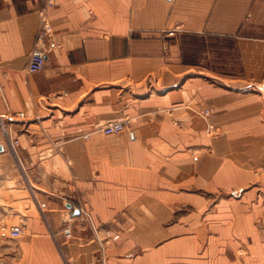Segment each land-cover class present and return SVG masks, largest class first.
Returning a JSON list of instances; mask_svg holds the SVG:
<instances>
[{"label": "crops", "instance_id": "1", "mask_svg": "<svg viewBox=\"0 0 264 264\" xmlns=\"http://www.w3.org/2000/svg\"><path fill=\"white\" fill-rule=\"evenodd\" d=\"M47 1L0 0V109L60 165L44 189L0 153V264H264V0H54L28 73Z\"/></svg>", "mask_w": 264, "mask_h": 264}, {"label": "rangeland", "instance_id": "2", "mask_svg": "<svg viewBox=\"0 0 264 264\" xmlns=\"http://www.w3.org/2000/svg\"><path fill=\"white\" fill-rule=\"evenodd\" d=\"M178 39L180 41L179 43L183 45L182 53L184 59L189 63L198 62L197 56L204 52L205 43L198 40H184L181 35L178 36ZM156 85L155 83V86ZM19 113L14 114L8 110L0 109V143L6 146V152L2 157L9 158L11 162L16 161L20 165L22 170V183L33 184L37 187L47 189L52 183L55 184L56 180L60 177V165L52 164L44 158H42L39 163L37 162L38 164L32 165L33 167L35 166V169L29 168L30 165L26 159L21 163L18 155H20L23 150H34V142L29 138V126H23V122L29 120V118L35 117L34 114H27V112H24L25 116L21 117ZM211 134L214 135L215 133L212 132ZM17 139H19L20 142L14 143Z\"/></svg>", "mask_w": 264, "mask_h": 264}, {"label": "built area", "instance_id": "3", "mask_svg": "<svg viewBox=\"0 0 264 264\" xmlns=\"http://www.w3.org/2000/svg\"><path fill=\"white\" fill-rule=\"evenodd\" d=\"M54 0H48L47 5L40 10L41 26L35 38V43L30 54V60L27 66L28 73H37L45 69L46 57L48 53L59 47L55 40V33L51 21L48 15V9L53 6ZM169 37H178V32L173 30L168 32ZM204 117H209L211 115V110L207 109L202 112ZM21 117L25 116L24 112L19 113ZM129 119L122 121H114L95 130V132H101L105 135H117L123 133L128 123ZM214 130L213 125L208 126V132L211 133ZM93 133V132H92ZM92 133L84 134V139H89ZM18 143V140L14 141ZM87 215V214H86ZM89 215V214H88ZM23 233L20 226H14L11 228V236L13 238L19 237Z\"/></svg>", "mask_w": 264, "mask_h": 264}, {"label": "water", "instance_id": "4", "mask_svg": "<svg viewBox=\"0 0 264 264\" xmlns=\"http://www.w3.org/2000/svg\"><path fill=\"white\" fill-rule=\"evenodd\" d=\"M5 151V147L3 144H0V153L4 152Z\"/></svg>", "mask_w": 264, "mask_h": 264}, {"label": "bare ground", "instance_id": "5", "mask_svg": "<svg viewBox=\"0 0 264 264\" xmlns=\"http://www.w3.org/2000/svg\"><path fill=\"white\" fill-rule=\"evenodd\" d=\"M4 147H5V145H4Z\"/></svg>", "mask_w": 264, "mask_h": 264}]
</instances>
